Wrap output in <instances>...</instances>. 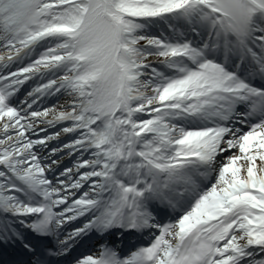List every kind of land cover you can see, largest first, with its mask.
<instances>
[{
    "label": "snow or ice",
    "instance_id": "1",
    "mask_svg": "<svg viewBox=\"0 0 264 264\" xmlns=\"http://www.w3.org/2000/svg\"><path fill=\"white\" fill-rule=\"evenodd\" d=\"M0 264H264V0H0Z\"/></svg>",
    "mask_w": 264,
    "mask_h": 264
}]
</instances>
